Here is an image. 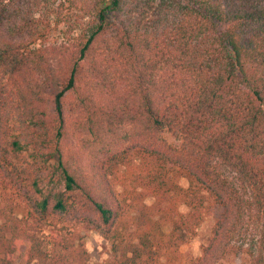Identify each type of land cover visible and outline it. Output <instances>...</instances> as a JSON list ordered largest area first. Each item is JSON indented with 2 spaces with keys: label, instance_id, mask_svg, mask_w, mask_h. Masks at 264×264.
<instances>
[{
  "label": "trees",
  "instance_id": "16d2710c",
  "mask_svg": "<svg viewBox=\"0 0 264 264\" xmlns=\"http://www.w3.org/2000/svg\"><path fill=\"white\" fill-rule=\"evenodd\" d=\"M80 227L264 264V0H0V264H92Z\"/></svg>",
  "mask_w": 264,
  "mask_h": 264
},
{
  "label": "rangeland",
  "instance_id": "374dc122",
  "mask_svg": "<svg viewBox=\"0 0 264 264\" xmlns=\"http://www.w3.org/2000/svg\"><path fill=\"white\" fill-rule=\"evenodd\" d=\"M166 136L170 141L177 142L173 137H171V135L166 134ZM179 183L184 188H187L189 185L187 178H181ZM115 189L117 193L120 194L123 190V186L117 183L115 185ZM202 194L205 195V199L201 214L198 218L200 225L196 228V230H194V233H189V237L186 238V241L181 245L180 252L182 255L179 256L180 259L178 263H188V260H195L199 257L202 248L209 237L213 223L221 213V209L215 203L213 198L207 192ZM179 210L186 216V218L188 217L187 215L190 211V207L188 205L181 203ZM80 231L82 239L79 240L78 243H80L81 247L86 250L90 263H104L111 258V243L100 232L94 229H85L82 227H80ZM219 264H246V262L241 256H232Z\"/></svg>",
  "mask_w": 264,
  "mask_h": 264
}]
</instances>
